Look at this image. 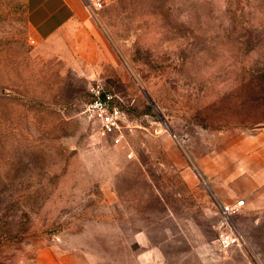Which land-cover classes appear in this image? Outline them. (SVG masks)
I'll use <instances>...</instances> for the list:
<instances>
[{
  "label": "rangeland",
  "instance_id": "obj_1",
  "mask_svg": "<svg viewBox=\"0 0 264 264\" xmlns=\"http://www.w3.org/2000/svg\"><path fill=\"white\" fill-rule=\"evenodd\" d=\"M102 3L37 40L28 0H0V264L241 256L216 245L207 174L264 130V0ZM96 83L115 95L118 144L84 115Z\"/></svg>",
  "mask_w": 264,
  "mask_h": 264
},
{
  "label": "crops",
  "instance_id": "obj_2",
  "mask_svg": "<svg viewBox=\"0 0 264 264\" xmlns=\"http://www.w3.org/2000/svg\"><path fill=\"white\" fill-rule=\"evenodd\" d=\"M89 0H28L27 21L33 37L48 39L88 21ZM94 1V0H91ZM110 0H101L107 2ZM236 157L227 170L207 174L219 204L243 199L244 206L232 219L234 229L245 240L242 255L228 257L224 264H264V130L240 139L234 146ZM44 256V253L42 254ZM41 255V257H42ZM138 261H147V255ZM39 264H46L38 258ZM49 264H90L85 255L57 256Z\"/></svg>",
  "mask_w": 264,
  "mask_h": 264
},
{
  "label": "built area",
  "instance_id": "obj_3",
  "mask_svg": "<svg viewBox=\"0 0 264 264\" xmlns=\"http://www.w3.org/2000/svg\"><path fill=\"white\" fill-rule=\"evenodd\" d=\"M103 3L101 0L87 1V9L93 11L101 9ZM90 101L84 109L85 117L95 123L101 135L118 133L114 138V143L121 142V116L117 105L114 102L115 95L104 90L100 83H96L90 88ZM243 199L236 200L229 204H222L218 210V222L216 225V245L222 252L232 248H244L245 240L238 233L233 225L232 219L243 208Z\"/></svg>",
  "mask_w": 264,
  "mask_h": 264
}]
</instances>
